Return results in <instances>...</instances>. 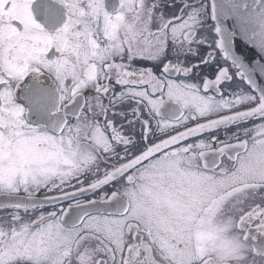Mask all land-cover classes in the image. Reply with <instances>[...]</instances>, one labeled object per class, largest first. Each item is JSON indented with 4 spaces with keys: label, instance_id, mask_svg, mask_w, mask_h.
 Wrapping results in <instances>:
<instances>
[{
    "label": "snow or ice",
    "instance_id": "obj_1",
    "mask_svg": "<svg viewBox=\"0 0 264 264\" xmlns=\"http://www.w3.org/2000/svg\"><path fill=\"white\" fill-rule=\"evenodd\" d=\"M0 264H264V0H0Z\"/></svg>",
    "mask_w": 264,
    "mask_h": 264
},
{
    "label": "flooded vegetation",
    "instance_id": "obj_2",
    "mask_svg": "<svg viewBox=\"0 0 264 264\" xmlns=\"http://www.w3.org/2000/svg\"><path fill=\"white\" fill-rule=\"evenodd\" d=\"M49 210H51V209H49Z\"/></svg>",
    "mask_w": 264,
    "mask_h": 264
}]
</instances>
